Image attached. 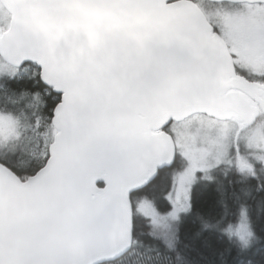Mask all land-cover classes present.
<instances>
[{"label":"snow or ice","instance_id":"6c2138e0","mask_svg":"<svg viewBox=\"0 0 264 264\" xmlns=\"http://www.w3.org/2000/svg\"><path fill=\"white\" fill-rule=\"evenodd\" d=\"M138 3L0 42V264H264V0Z\"/></svg>","mask_w":264,"mask_h":264},{"label":"water","instance_id":"95a60500","mask_svg":"<svg viewBox=\"0 0 264 264\" xmlns=\"http://www.w3.org/2000/svg\"><path fill=\"white\" fill-rule=\"evenodd\" d=\"M11 15L7 31L0 35L4 47H20L16 37L31 33L51 46L61 39L85 37L92 46L108 35H138L159 22L155 9L141 7L138 0H0ZM78 51L83 52L81 47Z\"/></svg>","mask_w":264,"mask_h":264},{"label":"rangeland","instance_id":"374dc122","mask_svg":"<svg viewBox=\"0 0 264 264\" xmlns=\"http://www.w3.org/2000/svg\"><path fill=\"white\" fill-rule=\"evenodd\" d=\"M10 22H11V15L0 2V25H3V27H0V34L5 31L4 30L5 28L7 29L9 27ZM2 65L3 62L0 61V66Z\"/></svg>","mask_w":264,"mask_h":264}]
</instances>
